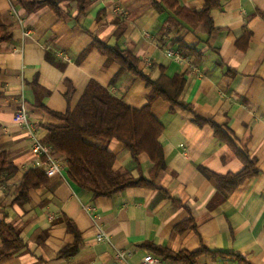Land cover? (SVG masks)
Wrapping results in <instances>:
<instances>
[{
  "label": "crops",
  "instance_id": "obj_1",
  "mask_svg": "<svg viewBox=\"0 0 264 264\" xmlns=\"http://www.w3.org/2000/svg\"><path fill=\"white\" fill-rule=\"evenodd\" d=\"M178 1L193 10L205 5V0ZM62 7L61 16L49 6L28 13L19 0H0V24L12 33L0 45V152L18 168L0 177V223L13 226L25 244L0 264H123L115 258L118 249L131 252L130 261L137 263L149 252L158 255L153 249L158 246L175 252L209 249L195 264H264V0H222V8L213 11L216 29L211 33L176 16L165 27L175 14L160 12L153 0H93L82 14L77 0H64ZM121 23L126 29L117 39ZM246 31L251 41L241 50L237 41ZM96 39L131 50L154 79L184 74L181 101L247 147L260 174L233 190L219 184L208 172L237 174L244 161L211 124L198 125L193 112L173 111L169 101L158 97L152 111L165 126L160 140L167 167L156 188L129 187L95 197L69 178L66 157L55 153L64 171L32 189L29 201H17L25 173L47 167L33 152L27 129L14 121L23 102L43 141L49 126L67 122L38 106V97L46 108L65 113L69 82L74 87L72 119L80 125L92 119L106 90L137 109L149 103L152 87L129 72L115 81L122 67L107 65V57L93 47ZM179 42L201 55L182 50ZM86 140L116 155L115 171L151 178L154 162L147 153L134 158L117 140ZM100 230L111 241H98ZM5 237L14 235L6 231ZM76 242L77 251L62 255ZM158 256L164 264H186Z\"/></svg>",
  "mask_w": 264,
  "mask_h": 264
},
{
  "label": "trees",
  "instance_id": "obj_2",
  "mask_svg": "<svg viewBox=\"0 0 264 264\" xmlns=\"http://www.w3.org/2000/svg\"><path fill=\"white\" fill-rule=\"evenodd\" d=\"M77 2L78 11L82 14L86 12L87 7L92 4L93 0H77ZM19 3L28 13L35 12L43 6H49L58 16H61L64 0H19ZM153 4L160 12L167 10L174 12V17L170 16L167 19L165 27H168L170 22L177 17L194 28L204 25L209 33L216 29L213 11L222 8V0H205L202 10L190 9L181 5L178 0H153ZM125 29L126 26L121 23V27L117 32V39L121 38ZM251 36V32L246 31L237 41V45L241 50L249 48ZM11 39L12 33L9 31V27L0 24V45ZM179 46L182 50L192 55L197 57L201 55L196 48L184 42H179ZM93 47H97L107 57V65L113 62L121 65V72L115 78V81L121 74L129 72L146 81L148 86L152 87V92L149 97V103L142 109H137L128 104L124 98L114 95L110 90H106L99 97L92 119L85 125L77 124L72 119L71 100L74 93L72 83L69 82L70 90L67 94L69 107L65 113L55 112L46 108L42 102V97H38V106L67 122L66 126H49L44 142L52 145L55 153H61L66 157L68 176L76 185L92 191L95 197H110L129 187H157L159 174L167 167L165 149L160 140L165 131V126L152 111V104L158 97L169 101L173 111L180 107L193 112L195 115L194 121L198 125L211 124L215 129V135L220 140L231 145L244 161L245 168L237 174L219 175L208 172L209 176L215 177L219 184L229 190H233L248 178L260 174V170L256 166V160L249 155L247 147H239L222 126L196 114L189 105L181 101L180 98L187 83L184 74L170 77L163 73L159 78L154 79L140 68L141 61L131 50L122 49L119 45H109L100 39L95 40ZM36 84L34 85L35 88ZM87 137L117 140L131 151L134 158H138L142 153H147L154 162L151 178L147 179L144 176L135 177L128 170L115 171L116 155L110 150L89 144L86 140ZM17 171V166L9 160L8 154L0 152V177L7 173L14 174ZM48 182L49 177L43 168L28 170L18 187L19 195L16 200L22 203L29 201L31 190L40 188L48 184ZM163 195H167V193L165 192ZM69 223L71 222L69 221ZM6 231H10L14 238L11 240L6 238ZM0 233L4 237V244L0 247L1 262L21 251L25 244L14 227L5 222L0 223ZM78 248L79 242H76L74 245L66 247L62 255H68L77 251ZM153 249L158 255L165 258L183 260L186 264H195L202 253L209 251V249L205 248L197 252H175L159 246L153 247ZM231 254L243 261L240 254Z\"/></svg>",
  "mask_w": 264,
  "mask_h": 264
},
{
  "label": "built area",
  "instance_id": "obj_3",
  "mask_svg": "<svg viewBox=\"0 0 264 264\" xmlns=\"http://www.w3.org/2000/svg\"><path fill=\"white\" fill-rule=\"evenodd\" d=\"M168 54L174 56L175 53L168 51ZM178 57V56H177ZM14 121L27 129L29 137L33 144V152L39 159H45L47 167L45 173L48 177L61 174L64 171V163L61 159L55 156L53 146L45 143L38 133V126L31 120V114L27 105L23 102L14 114ZM40 165H44L40 162ZM98 241H111L110 236L104 231L100 230L97 233ZM131 252L126 249H118L115 258L118 262L123 264H164L163 258L151 252L144 255V257L137 263L130 261Z\"/></svg>",
  "mask_w": 264,
  "mask_h": 264
}]
</instances>
